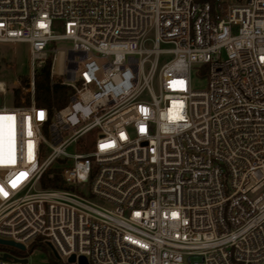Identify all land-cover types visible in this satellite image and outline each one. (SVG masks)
Here are the masks:
<instances>
[{
  "label": "built area",
  "instance_id": "2783aa9c",
  "mask_svg": "<svg viewBox=\"0 0 264 264\" xmlns=\"http://www.w3.org/2000/svg\"><path fill=\"white\" fill-rule=\"evenodd\" d=\"M20 45L0 240L24 250L0 264L37 246L47 264H264V0H0V56ZM48 61L60 109L34 101Z\"/></svg>",
  "mask_w": 264,
  "mask_h": 264
},
{
  "label": "rangeland",
  "instance_id": "374dc122",
  "mask_svg": "<svg viewBox=\"0 0 264 264\" xmlns=\"http://www.w3.org/2000/svg\"><path fill=\"white\" fill-rule=\"evenodd\" d=\"M56 33L61 34L62 28L61 24H58V27L55 29ZM151 37V34L148 35ZM56 48L60 51H63L71 46L69 41H60L55 43ZM7 48H1L5 51ZM8 51L6 55L0 56V80L6 82L8 86L9 93L12 94L11 89H13V83L16 80H22L23 77L27 75V49L25 46L20 45L16 48ZM170 57L169 56H160L158 64L159 66L166 62ZM13 61V62H12ZM148 64L144 65V71H146ZM80 68V67H79ZM60 79V78H59ZM206 80L203 78H197L194 75L192 76V87L194 90H204L206 88ZM11 96L9 95L6 98V103H9ZM8 248L0 246V253L8 252ZM22 255L28 261V264H47L49 261L48 252L45 248L35 247L33 249H28L25 252H22Z\"/></svg>",
  "mask_w": 264,
  "mask_h": 264
},
{
  "label": "trees",
  "instance_id": "16d2710c",
  "mask_svg": "<svg viewBox=\"0 0 264 264\" xmlns=\"http://www.w3.org/2000/svg\"><path fill=\"white\" fill-rule=\"evenodd\" d=\"M197 1H209L210 3H212L213 0ZM49 75L50 61H48L35 75L34 101L36 106L38 107H55L57 109H60L67 103L69 91L65 86H61L59 84H53L51 86ZM15 93L20 94L18 90L15 91ZM41 186L44 189L61 187L56 182H43Z\"/></svg>",
  "mask_w": 264,
  "mask_h": 264
},
{
  "label": "bare ground",
  "instance_id": "6f19581e",
  "mask_svg": "<svg viewBox=\"0 0 264 264\" xmlns=\"http://www.w3.org/2000/svg\"><path fill=\"white\" fill-rule=\"evenodd\" d=\"M56 68L60 69V59H58V61H57V67ZM22 80H23V83H22ZM22 80L19 79L13 83V89H11V92H12V94H14L15 91L18 90L20 92L21 99H23V101L27 103L28 99L26 96V90H27L26 80L24 78ZM6 86H7V84H6ZM7 89H8V86H7Z\"/></svg>",
  "mask_w": 264,
  "mask_h": 264
},
{
  "label": "water",
  "instance_id": "95a60500",
  "mask_svg": "<svg viewBox=\"0 0 264 264\" xmlns=\"http://www.w3.org/2000/svg\"><path fill=\"white\" fill-rule=\"evenodd\" d=\"M0 245H5V246H9V247H16L20 250H24V247L20 244H15L11 241H4V240H0ZM25 262V261H24ZM69 263H74L75 262V257L72 255L69 259H68ZM77 264H88L85 260L84 257H79L77 260Z\"/></svg>",
  "mask_w": 264,
  "mask_h": 264
},
{
  "label": "snow or ice",
  "instance_id": "6c2138e0",
  "mask_svg": "<svg viewBox=\"0 0 264 264\" xmlns=\"http://www.w3.org/2000/svg\"><path fill=\"white\" fill-rule=\"evenodd\" d=\"M43 27V25H41ZM24 174L22 173L21 176H23ZM15 186V184H13V187ZM0 192H3V189L0 188ZM5 195H7V193H4ZM175 215V214H174Z\"/></svg>",
  "mask_w": 264,
  "mask_h": 264
}]
</instances>
